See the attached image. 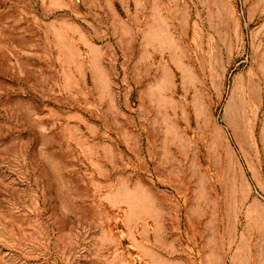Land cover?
Listing matches in <instances>:
<instances>
[{"label":"rangeland","instance_id":"1","mask_svg":"<svg viewBox=\"0 0 264 264\" xmlns=\"http://www.w3.org/2000/svg\"><path fill=\"white\" fill-rule=\"evenodd\" d=\"M0 264H264V0H0Z\"/></svg>","mask_w":264,"mask_h":264}]
</instances>
